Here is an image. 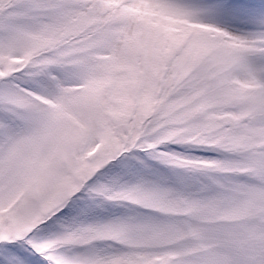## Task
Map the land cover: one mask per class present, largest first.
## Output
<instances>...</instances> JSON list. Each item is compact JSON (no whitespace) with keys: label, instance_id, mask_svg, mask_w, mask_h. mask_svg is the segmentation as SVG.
Returning a JSON list of instances; mask_svg holds the SVG:
<instances>
[{"label":"snow or ice","instance_id":"6c2138e0","mask_svg":"<svg viewBox=\"0 0 264 264\" xmlns=\"http://www.w3.org/2000/svg\"><path fill=\"white\" fill-rule=\"evenodd\" d=\"M0 264H264V0H0Z\"/></svg>","mask_w":264,"mask_h":264}]
</instances>
